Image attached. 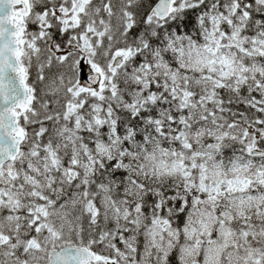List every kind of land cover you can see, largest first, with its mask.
<instances>
[{
	"label": "snow or ice",
	"instance_id": "1",
	"mask_svg": "<svg viewBox=\"0 0 264 264\" xmlns=\"http://www.w3.org/2000/svg\"><path fill=\"white\" fill-rule=\"evenodd\" d=\"M0 264H264V0H0Z\"/></svg>",
	"mask_w": 264,
	"mask_h": 264
}]
</instances>
